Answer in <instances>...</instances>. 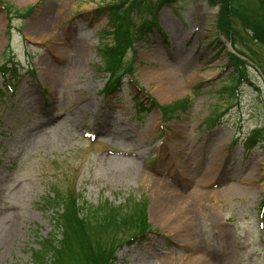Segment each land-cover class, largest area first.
<instances>
[{"label":"rangeland","instance_id":"1","mask_svg":"<svg viewBox=\"0 0 264 264\" xmlns=\"http://www.w3.org/2000/svg\"><path fill=\"white\" fill-rule=\"evenodd\" d=\"M114 1L0 0V264H33L54 230L56 190L80 194V205L146 211L153 230L118 249L114 264H264V142L250 151L245 140L264 127V43L247 29L264 16L240 20L238 46L253 64L234 91L232 44L206 0L138 1L131 17L139 30L112 75L102 53L114 45L106 9ZM148 21L160 28L140 32ZM10 58L13 76L3 74ZM131 65L120 89L105 93ZM184 98L187 108L163 125L160 105ZM165 182L181 195L213 192L170 224L179 212L163 217L169 200L156 185Z\"/></svg>","mask_w":264,"mask_h":264},{"label":"trees","instance_id":"2","mask_svg":"<svg viewBox=\"0 0 264 264\" xmlns=\"http://www.w3.org/2000/svg\"><path fill=\"white\" fill-rule=\"evenodd\" d=\"M138 1L145 0H115L109 5V24L114 36V45L106 47L102 56L112 75L124 62V54L133 42V34H136L133 30L131 14L135 12L134 7ZM206 1L211 6H218V32L235 46L236 53L232 54L231 62L235 65V70L231 74V80L236 87L241 82L240 79L248 76V64L239 55L246 56L238 46L239 38H242L239 35L238 25L245 13L251 17L264 16V0H255V6H250L248 0ZM18 12L22 15L26 14L23 11L18 10ZM252 22L254 23H251V26H247V29L251 30L249 31L251 38L253 41L264 43V25H257L259 22L256 19ZM244 43L248 46L246 41ZM130 68L131 66H128V70ZM186 104V99H180L160 105V108L165 117L169 118L178 109H185ZM140 106L143 108V104ZM262 140H264V128L253 131L248 138L252 146ZM80 198L81 195H75V192L56 190L51 203L57 208L52 217L54 230L40 241L39 249L33 250L34 264H113L116 247L119 244L146 236L149 225L144 209L141 214H138V211L132 214L130 208L107 202L89 207L88 203L80 205ZM126 226L131 228L128 236L117 241L115 233Z\"/></svg>","mask_w":264,"mask_h":264},{"label":"bare ground","instance_id":"3","mask_svg":"<svg viewBox=\"0 0 264 264\" xmlns=\"http://www.w3.org/2000/svg\"><path fill=\"white\" fill-rule=\"evenodd\" d=\"M48 72L51 74V77H58L60 75V71L59 70H53V68H49ZM176 83H178V81L176 80ZM172 89L175 90L176 92H178V90L180 89L179 86L175 85L174 87L172 86ZM105 124V128L102 130L105 133H108L110 127H113L112 125H109L107 122L104 123ZM179 168V172L182 174H186L187 175V179H190L188 173L185 172V166L181 165V164H177L176 165ZM212 170V169H211ZM211 170L209 171V173L211 172ZM156 187H158L159 192L157 193L158 195H160L162 197V199H164V191L167 194V199L166 201L169 200V204L165 210V206L164 209L160 207V211H163V217L165 215H167L170 212H174V210H176L177 212H179L177 216H174L173 218H168V222L170 224L173 223V219H176L180 222H185L187 218H189V214L192 213L191 210H193L195 204L197 203L198 200H200L201 198H203V196H206V194H208L210 191L213 192L212 190H203V189H192V191H190L188 194L185 195H181L179 192H177L176 188H173L172 185L168 182H165L162 185H156ZM201 195V196H200ZM175 201V202H173ZM162 205V203H161ZM191 209V210H190ZM186 224V223H185ZM183 229H187V226L183 227ZM185 235L187 237H189V234L187 232H185ZM198 250H194V254H196ZM191 258H187L188 260L192 261L193 259H197L198 257H195L196 255L193 256V254L189 255ZM199 264H206V263H202L200 260L197 261ZM228 264V263H227Z\"/></svg>","mask_w":264,"mask_h":264}]
</instances>
